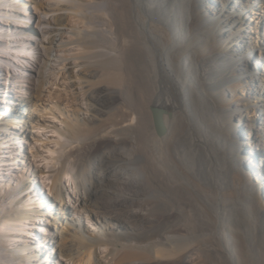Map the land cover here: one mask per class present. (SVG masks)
Returning <instances> with one entry per match:
<instances>
[{
	"label": "bare ground",
	"instance_id": "1",
	"mask_svg": "<svg viewBox=\"0 0 264 264\" xmlns=\"http://www.w3.org/2000/svg\"><path fill=\"white\" fill-rule=\"evenodd\" d=\"M255 1H67L37 90L21 103L32 175L48 195L29 176L0 183V264H49L56 253L67 264H264V0ZM67 17L68 40L54 49ZM0 38V62L30 54L11 47L16 35ZM68 45L54 70L53 51ZM245 48L262 70L250 69ZM68 60L63 80L73 84L59 89L52 78ZM256 82L251 96L237 95ZM152 109L162 111V135ZM2 131L0 168L18 157L3 158ZM38 203L52 210L49 235Z\"/></svg>",
	"mask_w": 264,
	"mask_h": 264
},
{
	"label": "rangeland",
	"instance_id": "2",
	"mask_svg": "<svg viewBox=\"0 0 264 264\" xmlns=\"http://www.w3.org/2000/svg\"><path fill=\"white\" fill-rule=\"evenodd\" d=\"M1 1H3V3L0 4V12L3 13L4 18H1V17L0 18L5 21L0 20V34L9 32V33H12L13 35H16L18 37L17 38L18 40L12 39L13 41L11 42V45H12L11 47L20 48V46H22L21 44H24L26 45V48H27L26 51H30V50L31 51H30V54L28 55L19 54V56H21L19 57V61L13 58L11 55L9 59L7 57L6 58L2 57V59L5 60L9 64H4L0 62V129L2 130L5 129V126H7V129H10L9 131L10 133H7V134H5V132L3 131L1 132V134H3L2 135L3 143H5L7 146H10V147L4 148V152L2 156L3 158H9L10 156L16 155V154H17L16 156H18L16 157V159H11L3 163L2 168H0V183L4 185L15 184L22 179L21 175H23V177L29 176V179H31V181L34 183L33 184L34 190L37 193L38 197L40 198L45 197V196L47 197L48 195L47 187L42 186V184L39 181L38 175H35V176L32 175V169L36 168L37 166L35 164H31L30 159H29L30 147L27 145V143H30L33 137L32 133L30 132L31 125L29 126V124L28 125L22 124L23 118L29 114V107H26L25 105L21 103L24 99L30 98L32 96L31 94H33L34 91L37 90V86L39 85L40 72L42 70V67L44 66L43 64L48 59L47 53L45 52V49H44V45L47 43L48 36H50L51 34L50 30H53L55 28L54 27L55 26L54 17L60 16V15H68L69 13L72 12V10L63 7L67 5V1L69 0H61L57 4L55 3L56 0H42V2L50 1L49 2L50 6L46 5L43 9H36L34 7V2H35L34 0H1ZM260 1L261 0H257L253 4H256L257 2H260ZM10 3L15 4L16 6L11 7ZM227 3H229V1H227ZM68 18L69 17H67L66 23L64 26L56 27V28H60V31L62 33L56 34V41L58 43L57 42L55 43L56 47L54 49H58L59 44H61L62 42L65 43L68 40L67 31L71 30L70 27L73 25L72 24L73 22L70 21ZM41 21L43 23H41ZM11 23H14L17 25L14 26L13 24V26L10 27L9 24ZM95 28L104 29L105 25L103 26L99 25V26H96ZM4 42L5 40L0 38V46L5 45ZM66 47H63V48L61 47L60 48L61 51H58V53L53 51L54 56H51L50 58L51 59L53 58L56 60L52 62L54 70H57L62 66V65L60 66L59 64L57 65L58 58H60V56H62L64 52H69L73 49L72 45H68V47L67 48ZM246 51L247 49L245 48L244 54L246 55L247 58L250 59L249 60L250 69L254 68V69L262 70V67L259 66L258 62L254 63L253 62L254 60H252L255 57L256 50L251 49L250 51L251 54L247 53ZM56 54L58 56H56ZM29 57H31L32 59ZM74 63L75 61L73 60L66 61V66L64 69V73H63L64 76L63 74H61L57 78L56 76H53L52 78L53 83L54 82L57 83V86H59L58 87L59 89H63L65 88V86H70L73 84V81L69 83V81L67 80L64 81L63 79L67 77L68 75L67 74L65 76V71H69V69L72 67V64ZM6 65H10V68H11L10 71L6 68ZM77 68L79 67H75L74 69H77ZM257 85L258 84L256 82L254 83V85L252 86L250 85V87L248 85V86H245V88L241 90H238V91L236 90L237 95H243L245 98H247L250 94H252L251 92H253L256 89L262 88V87H257ZM47 86H49V84ZM53 87H56V85ZM71 88L73 89L74 87H71ZM43 99H44L43 100L44 103L48 102L49 100L57 101L56 98H53L55 99L53 100V99L47 98V96H45ZM61 100L62 99H60V101ZM63 102L62 104L65 105V101ZM255 103H257V101H255ZM69 107L70 106H68V108ZM60 119H63L62 115L56 112V117L50 120L54 121L55 123L60 124V121H59ZM111 120L112 119L110 120L108 119L109 122L106 121L105 122L106 125L110 124V122L112 123L113 121ZM235 138L236 140L242 143H245L247 141L241 135H236ZM72 144H75V142ZM13 146H17V148L16 147H15L16 149L12 148ZM11 149H15V151H12ZM17 152L20 154H18ZM240 170L243 173H245L244 170L242 169ZM263 175H264V172H263ZM257 194L260 197V199L264 202V184L259 185ZM66 202L68 203V206L70 208H74L76 210L78 209V205L75 202V199H73V196L71 197L67 196ZM38 206L43 211L45 210L44 212L46 215L41 217V220H44L45 225H41V226L46 229L47 234L49 235V232L50 233L54 232L57 229L56 228L57 226H55L52 215H51L52 210L50 207L45 208V205H40L39 203H38ZM79 216L82 218L85 224L91 225L90 223L91 221L89 220L87 222V219L84 216V214L80 213ZM37 237H41V235L37 234ZM42 244L43 245L41 248L43 249V251L49 252V249H44L45 246H47L45 241L42 242ZM38 253H40L38 258H40V260H44L45 257L42 256L43 252L41 253L39 251ZM52 253L54 254V252ZM55 256H56L55 257L56 259L54 258L50 259L49 264H67V261L64 257L58 255V253H56Z\"/></svg>",
	"mask_w": 264,
	"mask_h": 264
},
{
	"label": "water",
	"instance_id": "3",
	"mask_svg": "<svg viewBox=\"0 0 264 264\" xmlns=\"http://www.w3.org/2000/svg\"><path fill=\"white\" fill-rule=\"evenodd\" d=\"M153 123L158 135H162L164 127L162 125V111L159 109H152Z\"/></svg>",
	"mask_w": 264,
	"mask_h": 264
}]
</instances>
